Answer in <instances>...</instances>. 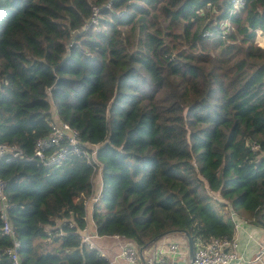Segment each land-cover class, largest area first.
Masks as SVG:
<instances>
[{
    "label": "trees",
    "instance_id": "16d2710c",
    "mask_svg": "<svg viewBox=\"0 0 264 264\" xmlns=\"http://www.w3.org/2000/svg\"><path fill=\"white\" fill-rule=\"evenodd\" d=\"M233 3L0 0V141L33 156L54 119L77 128L101 162L98 233L143 250L171 232L233 238L232 209L264 227V0ZM95 163L1 159L24 264L109 263L80 232Z\"/></svg>",
    "mask_w": 264,
    "mask_h": 264
},
{
    "label": "built area",
    "instance_id": "2783aa9c",
    "mask_svg": "<svg viewBox=\"0 0 264 264\" xmlns=\"http://www.w3.org/2000/svg\"><path fill=\"white\" fill-rule=\"evenodd\" d=\"M244 2L245 0H234L232 11L238 10ZM98 14L99 8L95 6L93 15L86 22L85 28L88 29L91 26H98L99 22H96ZM225 28L230 29L231 27L225 26ZM51 127V131L47 135L37 140L33 156L40 159L44 164L51 165L64 161L71 154L84 155L89 161L96 162L94 165V174L97 171L101 172V162L96 159L97 146H95L92 152L86 150L82 146L83 140L80 131L67 121L61 122L59 119H54L51 121ZM251 146L256 149L259 147V144L252 142ZM33 156L28 155L17 143L0 141V161L3 158L7 160L13 158L30 159ZM6 185L7 181L3 177H0L1 218L4 222L2 232L13 238V244L8 248L7 254L13 260L14 264H24L20 253L22 242L16 236V231L11 224V217L8 210L10 204L8 202V196L5 193ZM232 214L234 217L236 216L234 211H232ZM81 231L82 241L88 247H94V243L92 242L93 235L87 226ZM237 245L238 243L234 237L212 236L210 238H200L197 241L194 255L190 258V264H234L241 258L237 251ZM154 248L156 252L148 258L149 264H174L173 258L168 255L169 252L179 257L181 256V258L189 254V244L186 239L168 240L159 249ZM263 254L264 250L260 249L253 261L263 260ZM118 256H123L131 264L137 263L140 258V253L136 241L130 238Z\"/></svg>",
    "mask_w": 264,
    "mask_h": 264
},
{
    "label": "crops",
    "instance_id": "0c3cea01",
    "mask_svg": "<svg viewBox=\"0 0 264 264\" xmlns=\"http://www.w3.org/2000/svg\"><path fill=\"white\" fill-rule=\"evenodd\" d=\"M93 180L96 189L94 197H92L90 203L92 201L95 202L94 199L97 189L99 186H101V181L99 177H97L96 179L94 177ZM238 217V219L235 218V220L237 221V229L235 231L234 239L238 243L237 251L239 252L241 258L234 264H264V254L263 260L253 261L260 249L264 250V227L255 225L247 221L244 217H241L240 215H238ZM88 229L91 234H93L92 242L94 243V246L100 249L101 253H103L109 258V264H112V261L113 264H131L123 256H118L122 249L125 247V245L128 243L130 238L121 235H100L97 231L95 221L93 219V214L90 210L88 213ZM95 232H97V234H95ZM174 239L188 240L184 232L168 233L159 238L154 244H151L147 249L142 252V254L140 252V258L138 262L134 264H149L148 258L154 255V253L156 252V250H154V247H156V249H159L162 244L166 243L168 240ZM168 255L173 258L175 264H178L182 260H186L188 264V255H186L184 258H181V256L179 257L178 255L172 252H169Z\"/></svg>",
    "mask_w": 264,
    "mask_h": 264
},
{
    "label": "water",
    "instance_id": "95a60500",
    "mask_svg": "<svg viewBox=\"0 0 264 264\" xmlns=\"http://www.w3.org/2000/svg\"><path fill=\"white\" fill-rule=\"evenodd\" d=\"M101 190H102V184H101V186H99L98 189H97V192H96V195H95V198H96V199L99 197ZM89 209H90L91 213H93V209H94V201H92V202L89 204ZM95 234H97V232H95ZM185 234H186V236L188 237V243H189V256H190V258H191V257H193V255H194V250H195V248H194V242H193V239H192V237H191V235H190L189 232L185 231ZM164 235H165V234H162V235L158 236L157 238H155V241L158 240L159 238H161V237L164 236ZM144 248H145V246H143V247L140 248V252H141V254H142ZM174 264H175V263H174ZM178 264H187V262H186V260H182V261H180Z\"/></svg>",
    "mask_w": 264,
    "mask_h": 264
},
{
    "label": "rangeland",
    "instance_id": "374dc122",
    "mask_svg": "<svg viewBox=\"0 0 264 264\" xmlns=\"http://www.w3.org/2000/svg\"><path fill=\"white\" fill-rule=\"evenodd\" d=\"M100 17H102V15H99V14H98L97 17H96V19H97L96 22H99V21H100ZM98 26H99V24H98ZM98 26H95V28H96L97 30L100 28V26H99V27H98ZM225 26H229V27H231V25H230L229 22H227V21H224V22H223L222 28H223L224 30L228 31L229 29L225 28ZM257 40H258L260 43L264 44V33H262L260 30L258 31ZM99 174H100V176H99ZM101 176H102V175H101V172H100V171L97 172V173H95V175H94L95 179H96L97 177H99L100 181H101V179H102ZM95 189H96V186L94 185V193H95ZM213 194H217V192H213ZM89 210H90V209H89ZM187 257H189V258H188V264H190V256H189V254H188Z\"/></svg>",
    "mask_w": 264,
    "mask_h": 264
},
{
    "label": "clouds",
    "instance_id": "9594fccd",
    "mask_svg": "<svg viewBox=\"0 0 264 264\" xmlns=\"http://www.w3.org/2000/svg\"><path fill=\"white\" fill-rule=\"evenodd\" d=\"M101 168H102V167H101ZM94 175H95V174H94ZM93 178H94V177H93ZM101 184H103L102 179H101ZM99 196H100V195H99ZM93 197H94V195H93ZM98 198H99V197H98ZM98 198H97V199H98ZM97 199L95 198L94 200L96 201ZM93 210H94V209H93ZM232 211H234V210L232 209ZM234 212H235V211H234ZM88 213H89V212H88ZM235 213H236V212H235ZM92 214H93V213H92ZM232 215H233V214H232ZM233 218H234V220H235V218H237V219L239 218L238 215H237V213H236V216H235V217L233 216ZM235 222H236V226H237V221L235 220ZM87 228H88V224H87ZM82 229H83V228H82ZM82 229H81V230H82ZM80 232H81V236H82V231H80ZM90 233H91V232H90ZM184 233H185V232H184ZM92 235H93V234H92ZM165 235H166V234H165ZM187 239H188V237H187ZM156 241H157V240H156ZM156 241H155V242H156ZM155 242H154V243H155ZM154 243H153V244H154ZM188 244H189V243H188ZM94 247H95V246H94ZM138 247H139V246H138ZM95 248H97V247H95ZM143 251H144V250H143ZM139 253H140V248H139ZM102 255H104V254L102 253ZM109 263H110V261H109ZM174 263H175V262H174Z\"/></svg>",
    "mask_w": 264,
    "mask_h": 264
}]
</instances>
